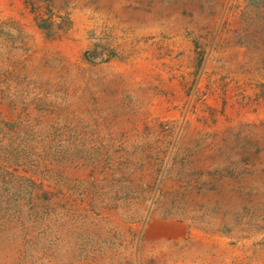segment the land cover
<instances>
[{
	"label": "rangeland",
	"instance_id": "rangeland-1",
	"mask_svg": "<svg viewBox=\"0 0 264 264\" xmlns=\"http://www.w3.org/2000/svg\"><path fill=\"white\" fill-rule=\"evenodd\" d=\"M0 18V264H25V146L59 150L41 264H264V0Z\"/></svg>",
	"mask_w": 264,
	"mask_h": 264
},
{
	"label": "trees",
	"instance_id": "trees-1",
	"mask_svg": "<svg viewBox=\"0 0 264 264\" xmlns=\"http://www.w3.org/2000/svg\"><path fill=\"white\" fill-rule=\"evenodd\" d=\"M9 23L11 21L0 18V33L9 35L13 30ZM42 27L47 29V26ZM3 61L5 58L0 56V67L5 66ZM58 152L53 146H25V264H41L44 221L54 220L55 190L58 187L54 157ZM5 171L0 166V187L4 183ZM1 201L0 196V204ZM145 217L142 214L139 218L141 225Z\"/></svg>",
	"mask_w": 264,
	"mask_h": 264
}]
</instances>
